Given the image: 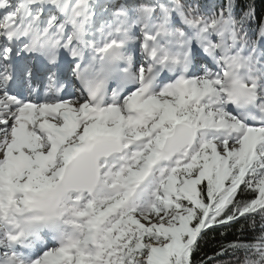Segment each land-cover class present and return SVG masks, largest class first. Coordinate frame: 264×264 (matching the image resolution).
<instances>
[{
  "label": "snow or ice",
  "instance_id": "1",
  "mask_svg": "<svg viewBox=\"0 0 264 264\" xmlns=\"http://www.w3.org/2000/svg\"><path fill=\"white\" fill-rule=\"evenodd\" d=\"M226 255L264 264L255 0H0V264Z\"/></svg>",
  "mask_w": 264,
  "mask_h": 264
},
{
  "label": "trees",
  "instance_id": "2",
  "mask_svg": "<svg viewBox=\"0 0 264 264\" xmlns=\"http://www.w3.org/2000/svg\"><path fill=\"white\" fill-rule=\"evenodd\" d=\"M242 2L247 3V0H242ZM257 13L260 16H264V0H255ZM245 222L241 220L238 224H233L230 228H217L215 231H210L208 237L201 245V251L195 255V259L199 262L201 259L207 260V257L213 256L216 251L219 250L222 244H227L228 242L237 240V239H251L252 233L250 231L241 232L240 228ZM223 233V235H221ZM240 258H243V254H238ZM223 261L229 262L235 257L231 255H226L223 258ZM211 264V262H209Z\"/></svg>",
  "mask_w": 264,
  "mask_h": 264
},
{
  "label": "rangeland",
  "instance_id": "3",
  "mask_svg": "<svg viewBox=\"0 0 264 264\" xmlns=\"http://www.w3.org/2000/svg\"><path fill=\"white\" fill-rule=\"evenodd\" d=\"M242 259V258H241ZM225 264H237L236 259L229 261V262H225Z\"/></svg>",
  "mask_w": 264,
  "mask_h": 264
}]
</instances>
